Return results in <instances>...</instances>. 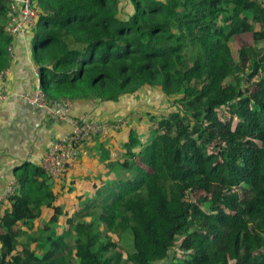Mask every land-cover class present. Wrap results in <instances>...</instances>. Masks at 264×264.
Segmentation results:
<instances>
[{
    "label": "trees",
    "instance_id": "1",
    "mask_svg": "<svg viewBox=\"0 0 264 264\" xmlns=\"http://www.w3.org/2000/svg\"><path fill=\"white\" fill-rule=\"evenodd\" d=\"M8 2L0 72L10 64ZM30 3L48 104H117L154 89L170 105L150 115L145 139L130 128L113 151L99 141L105 178L76 208L59 199L73 189L72 168L55 183L39 164L17 165L0 264H264V0ZM36 221L40 234L29 233ZM125 233L124 256L111 235Z\"/></svg>",
    "mask_w": 264,
    "mask_h": 264
},
{
    "label": "crops",
    "instance_id": "2",
    "mask_svg": "<svg viewBox=\"0 0 264 264\" xmlns=\"http://www.w3.org/2000/svg\"><path fill=\"white\" fill-rule=\"evenodd\" d=\"M30 35L31 32H28L15 42V59L11 60L10 73L0 85V94L2 88H6L8 93L5 98H0V191L14 177L13 170L17 165L26 161L40 165L41 158L50 145L71 130L74 119L85 117L100 122L99 119L106 112L99 104L80 107L70 102L67 111L69 120L54 121L49 117V111L54 105L49 104L48 108L38 109L19 99V92L33 91L37 85ZM107 114L103 115L101 121L107 118ZM106 136L98 137L99 141L105 143ZM99 141L93 140L82 145L78 160L67 174L65 184L73 189L69 193L60 194L59 199L68 207L76 208V196L90 194L93 184H99L100 179L105 178L102 175L103 164L97 159L100 157ZM105 146L109 149L108 144ZM90 149L96 151L94 156L91 152L88 153ZM77 174L80 176L77 177ZM72 178L75 179L74 184L69 183ZM8 206L9 202L3 205L0 212Z\"/></svg>",
    "mask_w": 264,
    "mask_h": 264
},
{
    "label": "built area",
    "instance_id": "3",
    "mask_svg": "<svg viewBox=\"0 0 264 264\" xmlns=\"http://www.w3.org/2000/svg\"><path fill=\"white\" fill-rule=\"evenodd\" d=\"M8 21L6 31L12 37V43L8 46L10 63L15 59L14 44L18 38H23L28 32H32L38 17L36 9L31 5L30 0H8ZM34 61V60H33ZM35 64V62H34ZM36 66L35 76L37 85L33 91H22L17 95L19 99L38 109L49 107L45 95L39 87V70ZM10 73V64L0 72V85ZM6 88H2L0 98L7 95ZM70 102L54 104L49 111L50 119L69 120L67 113ZM126 124V121H92L89 118L80 117L72 121L71 130L62 138L54 141L41 158L40 166L51 180L58 179L67 168H71L78 159L82 145L91 143L96 137L105 138L113 129H120ZM16 180L12 178L0 191V211L4 204L9 201L8 198L15 190Z\"/></svg>",
    "mask_w": 264,
    "mask_h": 264
},
{
    "label": "rangeland",
    "instance_id": "4",
    "mask_svg": "<svg viewBox=\"0 0 264 264\" xmlns=\"http://www.w3.org/2000/svg\"><path fill=\"white\" fill-rule=\"evenodd\" d=\"M229 45L231 47L232 54L236 58L239 49L238 38H232ZM168 105H170V102L167 97L163 96L161 93L154 89H147L141 94L140 98L138 99L127 97L122 99L117 104H100V106L104 108V111H106L103 115H106L109 112L107 114L108 119L106 118L102 121H126V124L120 129L115 128L107 134L108 137L106 136L107 138L104 144H108L109 150L113 151L114 148H116V143L122 142L127 138V129L130 128H133L141 137V139H145L148 136L149 126L151 123L150 115L157 116L166 113V111L168 110ZM103 115L101 116V118L104 117ZM101 118L99 119V121H101ZM157 118H159V116H157ZM97 140L99 141V139ZM89 152H91L93 156L94 154H96V151L92 149H90L88 153ZM102 175L106 174L103 172ZM239 193H241V195L244 194V192L241 190H239ZM198 196L199 192L190 194V197L193 200L197 199ZM42 225V221H36L34 224V229L32 231H29V233L40 234V228ZM59 229L61 228L59 227ZM111 236L116 243V248L122 251L124 256L132 249V243L130 240V235L128 233H125L122 237H118L114 234ZM73 242V240H70L69 245L72 246ZM176 250L179 251L178 248ZM175 253L176 252L174 250H171L170 256ZM177 256H180V252H177ZM157 264H165V261H160Z\"/></svg>",
    "mask_w": 264,
    "mask_h": 264
}]
</instances>
